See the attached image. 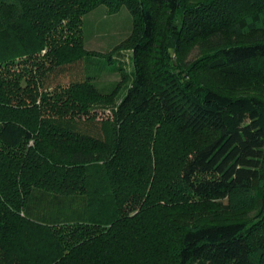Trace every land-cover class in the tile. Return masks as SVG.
I'll use <instances>...</instances> for the list:
<instances>
[{
  "label": "trees",
  "instance_id": "1",
  "mask_svg": "<svg viewBox=\"0 0 264 264\" xmlns=\"http://www.w3.org/2000/svg\"><path fill=\"white\" fill-rule=\"evenodd\" d=\"M98 6L131 17L130 83L100 121L119 84L52 80L90 58ZM258 31L264 0H0V264H264V95L214 80L264 83V38L224 39ZM217 202L220 220L165 213Z\"/></svg>",
  "mask_w": 264,
  "mask_h": 264
},
{
  "label": "rangeland",
  "instance_id": "2",
  "mask_svg": "<svg viewBox=\"0 0 264 264\" xmlns=\"http://www.w3.org/2000/svg\"><path fill=\"white\" fill-rule=\"evenodd\" d=\"M131 28V17L125 6L119 8L116 12H108L105 6H98L93 11L83 17V46L90 53V58L80 60L76 63L65 65L57 71L53 77V83L67 85L72 81H81L85 75L94 76V80L99 90L105 94L112 93V87L119 84L118 94L113 101L107 100L97 109V119L106 120L112 118V107L119 102L126 87L130 83L131 71V52L128 49H120L121 44L128 37ZM255 38H264V32H253L247 36H238L233 33H227L224 37L228 42L251 41ZM117 50V51H116ZM112 54V60L106 58V54ZM198 54V48L189 51L185 56L186 60H192ZM125 76V77H124ZM124 77V81L119 83ZM214 80L224 89H233L236 93H256L264 95V83L260 86L253 85L242 80L234 78H222L214 75ZM109 101V102H108ZM165 213L172 218L171 222L177 226L180 224H189L196 217L201 222L216 219L220 220L225 216L222 204L213 203L206 205L193 204H169L165 206ZM67 210H60L49 218L52 220L76 219L75 216L66 213ZM254 210H245L237 214L239 217H250ZM177 230L175 234L177 235ZM159 231L152 233V236L158 237ZM170 234V233H169ZM175 234L172 237L175 238ZM169 264V263H168Z\"/></svg>",
  "mask_w": 264,
  "mask_h": 264
}]
</instances>
